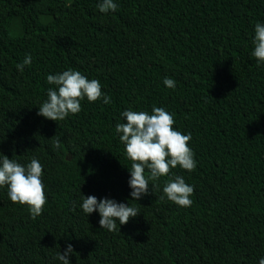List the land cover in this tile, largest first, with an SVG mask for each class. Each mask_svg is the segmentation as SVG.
<instances>
[{"label":"trees","instance_id":"16d2710c","mask_svg":"<svg viewBox=\"0 0 264 264\" xmlns=\"http://www.w3.org/2000/svg\"><path fill=\"white\" fill-rule=\"evenodd\" d=\"M0 0V153L44 166L35 219L0 188V264H257L264 255V64L249 55L264 0ZM26 53L32 61L18 71ZM68 67L101 83L111 102L81 101L53 121L37 115L48 73ZM175 88L162 83L164 76ZM163 106L191 134L192 204L138 201L114 125L125 108ZM52 140L60 142L53 151ZM80 192L130 203L138 214L109 232L79 209Z\"/></svg>","mask_w":264,"mask_h":264},{"label":"clouds","instance_id":"9594fccd","mask_svg":"<svg viewBox=\"0 0 264 264\" xmlns=\"http://www.w3.org/2000/svg\"><path fill=\"white\" fill-rule=\"evenodd\" d=\"M117 7L116 0H96V9L102 14L114 12ZM251 44L249 55L255 58L257 66L264 64V21L254 24ZM31 61V54L26 53L22 61L16 64V69L23 70ZM45 82L53 87L46 88V99L39 103L37 115L53 121L64 120L78 113L82 100H99L103 104L111 102L109 95L102 91L100 81L90 79L72 67L46 74ZM162 83L167 88L174 89L176 86L174 79L167 75L162 78ZM119 115L123 122L115 123L114 128L123 144L124 155L131 161L127 184L132 200L138 201L148 194L149 186L153 191L156 182L166 177L159 199H167L178 207H189L192 204L193 186L186 183L182 175L170 173L169 170L177 166L188 172L195 169L197 161L188 143L191 134L182 133L174 127V113L163 106H152L150 112L129 107ZM59 146L58 140H52L50 147L53 151ZM43 167L35 156L21 163L0 153V188L6 190L11 202L27 205L31 219L42 213L47 200L46 185L42 179ZM79 200V209L86 216L95 211L99 216L98 225L109 232L116 229L117 222L123 225L139 213L129 202H118L110 197L97 200L94 195L85 196L80 192ZM72 254L73 246L66 242L63 251H57L52 258L59 264H70ZM257 264H264V255L258 257Z\"/></svg>","mask_w":264,"mask_h":264}]
</instances>
